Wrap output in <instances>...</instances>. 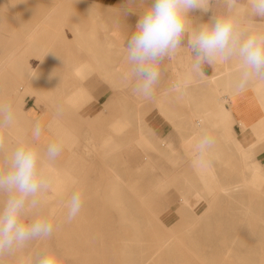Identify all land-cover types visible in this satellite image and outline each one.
<instances>
[{"label":"rangeland","instance_id":"obj_1","mask_svg":"<svg viewBox=\"0 0 264 264\" xmlns=\"http://www.w3.org/2000/svg\"><path fill=\"white\" fill-rule=\"evenodd\" d=\"M92 1L96 4L94 9L100 10L99 13L101 12L104 16L102 19L105 20H102L104 28H97L96 31L99 33L96 32L97 36L103 38V34L109 30L106 33L107 38L115 42L112 47L115 65L120 52L116 35L114 32H110V26L115 19L116 10L105 2ZM49 12L53 14L50 16L51 19L48 16ZM86 16L81 0H0V50H2L0 55L5 53L4 50L15 51L12 52L14 53L12 54L13 58H17L16 60L12 58L14 63H19L22 60L21 63L25 64L23 66H27L32 62H38L40 72L42 71L46 81L53 83L52 86L55 84H57L56 87L59 86V81L66 84L63 85L66 93L55 92L52 97L46 92L37 95L32 92L28 83L18 76H15L14 82L8 80L9 77L14 79V75L7 68L9 77L4 81L7 98H4L5 95H0L1 102L10 101L13 104L16 113L15 121L19 123L22 134L31 135L34 126L39 123L41 127L39 142L45 147L55 139L56 130L63 132L64 148L55 160L65 161L64 165L67 164L70 169L67 174L71 176V180L61 178L60 187L53 190H59L60 195H51L49 188L47 192L43 193L46 195L40 196L39 212L41 214L47 215L51 212L52 207L58 208L55 213L51 212L50 219L54 224L52 235L45 240L31 241L12 254L0 255V264H31L34 255L46 245L55 248L61 254V264H119L120 253L118 250L122 241L131 237V229L127 223L119 222L115 208L104 203L109 190L110 175L108 174L111 169L117 171L129 185L128 190L132 192L130 208L133 215L136 212L139 216L137 248L144 250L143 254L148 255L154 245V249L159 245L162 238L173 237L171 252L161 251V255L159 252L153 261L155 264H241L236 260L235 253L227 252L225 249L230 246L228 242L233 239L235 234H239L236 237L244 240L250 238V235L254 236L259 225L255 214L251 212V214L242 217L240 213L232 210L234 206L226 199H220L214 193L205 191L197 198L201 199L199 201L202 203L198 207L202 211L200 215L204 210L210 209L205 214V216H210V235L207 236L203 228L204 222L197 220L193 213L186 212L180 201L182 193L188 194L191 204L196 200L186 189L185 183L180 180V177L190 175V169L184 164L175 171H171L170 166L162 159L164 151H157L154 154L152 150L136 145V133L130 124L125 126L126 129L124 128L120 135H116L111 130L110 121L123 122L121 118V103L123 101L129 102L133 107L137 101L136 106L138 105L140 108L138 106L135 108L141 114L144 124L148 128V114L154 107V101H149L133 92L134 79L128 80L124 75L125 79L122 77L123 85L119 88L120 90L114 89L90 66L86 61L87 58L82 47H77L74 43L71 27L74 23L81 22L83 24L84 22L85 25L80 23L81 27H84V30L89 29L90 20ZM45 17L49 20L41 29L44 30H38L39 32L37 31L30 43L24 41L18 26L20 18H27L28 23L32 25L33 22L41 21ZM52 17L55 18V21ZM52 22L60 26L54 25ZM61 22L62 24H60ZM100 32L103 34L101 35ZM44 38L45 41L40 42ZM46 40L49 43H46ZM37 55H39L38 58ZM74 60H76L75 63ZM73 63L74 65H84V70L82 69L78 76V80H80L78 83L71 82L70 69ZM86 65L88 66L86 67ZM92 76L97 78L98 85L96 87L107 91L108 100L101 106H93L94 97L89 90L90 84H88ZM75 84L78 87H75ZM71 86L75 87L73 95L84 91L76 105H70L67 100L69 96L67 91ZM73 90L71 88V91ZM46 102L49 105L54 103L56 110L50 111ZM58 106H60L59 109ZM106 133L110 136L107 145L103 142ZM110 150L115 158L110 157ZM5 154L0 152V167L3 166ZM134 157L136 160L139 158V163L131 162ZM42 166V171H48L44 165ZM181 171L183 173L179 174ZM231 171H234L233 166ZM171 186L176 187L179 192L178 202L167 209L163 201L164 194ZM76 188H80L84 193V205L80 214L69 222L66 219V203ZM244 196L246 200L253 201L254 208H264V198L261 195L248 189L244 191ZM4 199V194H0V202ZM231 220L237 224L233 228L230 227ZM257 256L260 258L257 260V264H264V252L261 251ZM19 257L24 258L22 263L19 262Z\"/></svg>","mask_w":264,"mask_h":264},{"label":"clouds","instance_id":"obj_2","mask_svg":"<svg viewBox=\"0 0 264 264\" xmlns=\"http://www.w3.org/2000/svg\"><path fill=\"white\" fill-rule=\"evenodd\" d=\"M223 12H215L209 22L193 27L189 12L207 13L210 0H153L136 25V31L126 43V59L134 77L133 92L145 99L152 97L160 79V64L172 59L182 47L187 35L190 50V73L203 75L205 64L235 62L238 69L234 90L246 91L250 85L264 84V29L255 23L242 25L238 19L240 0H224ZM249 17L264 19V0H247ZM184 82L183 86H186ZM177 83L173 87L181 88ZM15 109L9 102H0V152H4L0 167V255L12 254L29 242L49 238L54 224L49 212H39L40 196L47 192L50 181L42 171V161H54L63 151L64 134L56 130L55 139L41 151V127L37 123L31 135L19 134L12 148H6V132L15 121ZM215 138L208 132L200 134L194 143V162L203 163L214 146ZM84 193L72 191L66 203L67 221L81 212ZM62 256L51 246H44L34 255L31 264H61Z\"/></svg>","mask_w":264,"mask_h":264},{"label":"crops","instance_id":"obj_3","mask_svg":"<svg viewBox=\"0 0 264 264\" xmlns=\"http://www.w3.org/2000/svg\"><path fill=\"white\" fill-rule=\"evenodd\" d=\"M99 1L110 4L116 10L115 19L110 26V32L116 35L120 52L115 63L116 72L121 77L125 75L128 80L134 79L126 59V43L153 0ZM224 8V0H210L207 13L190 11L189 18L193 27H197L209 22L215 12H223ZM237 15L242 25L254 22L256 27L264 29V19L249 17L247 0H240ZM191 56L186 35L175 57L165 58L161 62L159 82L154 94L148 99L154 101V107L149 111L147 126L152 137L163 142L162 159L170 166L171 171L184 164L190 169L191 156L187 147L194 149L197 137L206 131L215 138V144L206 154L204 162L198 164L214 166L219 178L223 181L230 179L228 182L236 180L242 170L248 173L256 168L264 176V84L250 85L246 91L238 93L234 90L238 74L235 62L217 63L213 66L205 64L203 75H193L190 73ZM184 82H187L186 86H183ZM177 83L182 85L181 88L173 87ZM88 84L94 97L93 106L103 105L108 100L106 89L96 87L98 81L95 76L91 77ZM160 100L164 105L162 113L155 105ZM184 117L189 119L188 122ZM192 131L196 132L195 138L189 142L186 140L188 146L185 147L184 135ZM169 151L172 152L171 157H168ZM153 153L156 154V151ZM138 160L134 157L131 162L136 164ZM178 195L177 188L173 186L164 194L163 201L167 209L178 202Z\"/></svg>","mask_w":264,"mask_h":264},{"label":"bare ground","instance_id":"obj_4","mask_svg":"<svg viewBox=\"0 0 264 264\" xmlns=\"http://www.w3.org/2000/svg\"><path fill=\"white\" fill-rule=\"evenodd\" d=\"M81 1H82V9L87 15L86 18L87 19L89 18V20H90V26L87 25L90 28L84 30L83 29L84 27H81V25H80L81 22H79V24L73 22L74 24L71 27H72V36H73L74 43L77 47H82L84 55L87 58L86 61H88L90 66L98 73V75L102 79L107 81V83L112 88L119 89L123 85V78L118 74L119 72L118 73L116 72L115 65H114V56L112 54V47H113V44L115 42H114V40H112V41L108 40V38H107L108 35L106 33L109 30L106 33L104 32L105 34L100 32L101 35L102 34L104 35L103 38H100L97 36V34H99L96 31V30H98L97 28H104L103 27V23H104L103 21H105V20L102 19V17H104V16L101 14V12L99 13L100 10L98 11V9L97 10L94 9V6H96V4L92 0H81ZM49 13L51 14L52 12H49ZM50 14L48 15L49 18H50V16L53 15V14H51V15ZM47 17H45L44 19L41 18L42 19L41 21L38 20L36 22H33L32 25L28 23L27 18L26 19L20 18L18 26H19V30H20L21 36L23 37L24 41H26L27 43L28 42L30 43L33 40L35 34H37L38 30H40V31L44 30V29L43 30H41V29L43 28L44 25H46L47 21L49 20ZM58 18H60V17H58ZM54 19L55 18H53V20ZM29 20L32 21L31 19H29ZM76 21H78V20H76ZM57 22L59 23V21H57ZM52 23H54V22H52ZM60 24H62V22ZM83 24H84V22H83ZM106 24H105V26H106ZM54 25H59V24L54 23ZM71 27H69V28H71ZM53 31L55 32V30H53ZM47 32L49 33L48 29H47ZM52 32H51V34H52ZM59 32H60V30H59ZM96 32H97V34H96ZM44 33H46V32H44ZM42 37H43V35H42ZM47 37H48V35H47ZM57 39L59 40V38H57ZM47 40H46V43H49ZM49 40H50V38H49ZM44 41H45V38H44V40H42L40 42H44ZM44 45H45V43H44ZM71 46H72V43H71ZM51 47H52V45H51ZM42 49H43V47H42ZM47 49H48V46H47ZM0 51H2V50H0ZM3 52H5V53L0 55V95L1 96H4L7 92V90L4 87V81L6 79H8V77H9L8 76L9 72H7V70H6L7 68L10 70L11 74L14 75V79H13V77L12 78L9 77L10 79H8V80L14 82L15 78H16L15 76H18L21 80H24L28 83V85L30 86V88L34 94L40 95L42 92H46L49 94L50 97H52L55 92L66 93L65 90L63 89V85L64 86L66 85L64 82L59 81V84H58L59 86L56 87L57 84L54 83L55 85L52 86L51 85V84H53L52 82L46 81V79L44 78V75L41 73L42 71L40 72L41 69H39V65H37L38 62L37 63L32 62L30 65L23 66L25 64L21 63L22 60L21 61L19 60L20 61L19 63L18 62L14 63V60H16L17 58H13L14 55H12V54H14V53H12V52H15V51L4 50ZM38 57H39V55H37V58ZM12 58L14 59L13 61H12ZM75 58H76V56H75ZM76 60H74L73 62L75 63ZM74 63L70 69L71 70L70 71L71 82L78 83L80 81V80H78V76L81 74L84 65H76V64L74 65ZM71 64H72V62H71ZM79 64H80V62H79ZM87 66L88 65H86V67ZM18 77H17V79H18ZM20 79H19V81H20ZM75 87H78V86H76V84H75ZM71 88H72V90L74 89L72 86H71ZM71 88L68 89V91H67V94L69 95L67 97V100H68L70 105L71 104L76 105L78 100H80V98H81L80 96H83L84 91L81 90L82 92L74 93V95H73L72 93L75 92V89L73 91H71ZM5 97L7 98V95H5L4 98ZM58 99H59V97H58ZM60 99H61V96H60ZM39 100L43 101L41 99H39ZM1 101L2 100L0 99V102ZM5 101H6V99H5ZM60 101L63 103L62 100H60ZM60 101H58V102H60ZM53 102H54V100H53ZM56 102H57V100H56ZM135 102L137 104V101H135ZM38 103H40V102H38ZM46 103H48V102H46ZM64 103H66V102H64ZM53 104L49 105V103H48L50 111L56 110V107ZM136 104H135V106H136ZM155 105L157 106L159 111L162 113L163 109H164L163 101L162 100L156 101ZM81 106H83V105H81ZM135 106L133 107L132 104H129V102L123 101L121 103V114H122L121 118H122L123 122H117V120L110 121L109 125H110L111 130L116 135H120L123 132L125 126L127 124H130L133 128V131L136 133V138H135L136 145L141 146L143 148H146L148 150L156 151V152L157 151H163V148H164L163 142L152 137L151 131L145 126L144 120L142 119L141 114L136 110ZM59 107L60 106H58V109H59ZM54 116H55V114H54ZM56 116H58V115H56ZM184 118L186 119V117H184ZM62 120H64V119H62ZM186 120L188 122L189 119H186ZM180 122H182V121H180ZM22 127H24V126H22ZM190 131L191 130L189 129V132ZM124 133H123V135H124ZM19 134H22L21 128L19 126V123L14 121V124L12 125V127L9 130H7V132H6V148L7 149H10L14 146L15 139H16L17 135H19ZM106 134H105L106 135L105 137L103 136L104 137L103 142L105 145H107L109 140H110V136L108 135V133H106ZM195 135H196V132H193V131L189 134L185 133V135H184L185 147L188 146V144L186 143V140L189 142L190 139L195 138ZM123 139H124V137H123ZM39 145L41 147V151L43 152L45 149V146L43 144H41L40 142H39ZM115 145H117V144H115ZM187 150L191 156L190 162L192 164L190 166V175L187 177H185V176L180 177V180L183 183H185L186 189L191 192L190 194H192V196H194L196 198V200H194V202L191 204L188 194L182 193L180 196V201H181L182 205L185 207L184 208L185 211L193 213L197 220H201L202 222H204L203 228H204L207 236L210 235V231H209L210 216H205V214H206V212L210 211V209L204 210L203 213L200 215V212H202V211L198 207L200 205L199 203H200L201 199L197 198V197H199V194L205 193V191H209L211 193H214L215 195L219 196L220 199H226L228 201V203H230L232 206H234V208L232 210L234 212L236 211V212L240 213V215L242 217H244L248 214H251V212L254 213L256 220L259 222L258 231L256 233H254V236L250 235V238L245 239V240L242 238H237L239 236V234H235L233 236V239L228 242V244L230 246H227V248L225 250L227 252L235 253L236 254L235 255L236 260H238L241 264H257V260L260 259L257 255L261 251L264 252V208H262V209L254 208L252 205L253 201L252 200H246V198L244 196V191L250 189L255 194L261 195L264 198V176H262L259 173V170L255 168V169H251L248 173H245V171L242 170L241 175L238 176V178L232 182L223 181L219 178L217 171L215 170L214 166L198 164V163L194 162V156H193L194 149L187 147ZM109 154H110L111 158H115V155L112 154V150H110ZM171 156H172V152L169 151L168 157H171ZM64 162L65 161L58 162L57 160L48 161L47 159H44L42 161V165H44L48 170V171H43V172L49 178V181H50V187L49 188L51 189V195H60L59 190H57V191H53V190L58 189L60 187V179L61 178H63V180H65V179L71 180V176L67 174L68 171H70L69 166L67 164L64 165ZM119 170H120V168H119ZM120 174H121V172H120ZM108 175H110L109 176L110 182H109V187H108L109 190H108V193L106 195L107 198L105 199L104 203L106 202L108 205L115 208L119 222L120 223H127V226L131 229L130 230L131 231V234H130L131 237L128 239H124L121 243L119 250H118V252L120 253V256L118 257V260H120L119 264H153V263L155 264V262H153V261L157 258L159 252H160V255H161V251L167 252V253L171 252V245L173 243L172 242L173 237L169 236L167 238H162V240L159 241L160 242L159 245L156 246L155 249H154L155 245L153 246V250L151 249L152 251L150 252V254H148V255L143 254L144 250H140L137 248V245L139 243V241H138V236H139V220H138V218H139V216H138V214H136V212L133 215L132 209L130 208L132 192H130L128 190L129 185H127V183L124 181V179L114 169L109 170ZM62 182H64V181H62ZM158 186H159V184H158ZM44 195H46V194H42V196H44ZM135 196H136V194H135ZM56 210H58V208H55V207L51 208L52 213H55ZM231 221L232 222L230 224V227L233 228L237 224L233 223V220H231ZM160 238H161V236H160ZM23 260H24V258L19 257L20 263H22Z\"/></svg>","mask_w":264,"mask_h":264}]
</instances>
